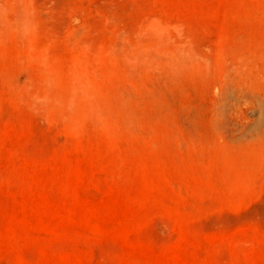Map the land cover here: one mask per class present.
<instances>
[{
  "label": "rangeland",
  "instance_id": "obj_1",
  "mask_svg": "<svg viewBox=\"0 0 264 264\" xmlns=\"http://www.w3.org/2000/svg\"><path fill=\"white\" fill-rule=\"evenodd\" d=\"M0 264H264V0H0Z\"/></svg>",
  "mask_w": 264,
  "mask_h": 264
}]
</instances>
